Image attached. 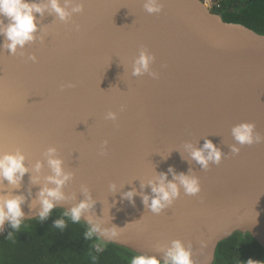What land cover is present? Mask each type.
I'll list each match as a JSON object with an SVG mask.
<instances>
[{"label":"water","instance_id":"obj_1","mask_svg":"<svg viewBox=\"0 0 264 264\" xmlns=\"http://www.w3.org/2000/svg\"><path fill=\"white\" fill-rule=\"evenodd\" d=\"M68 3L66 20L47 9L33 13L34 39L15 53L0 34V152L20 151L28 168L19 187L0 183V196H23L22 221L39 218L38 193L55 187L46 179L54 148L71 176L52 210L68 213L88 201L79 221L98 248L111 244L163 264L179 240L193 264H212L218 244L239 233L264 250V139L254 151L236 145V155L231 135L249 122L264 138V34L224 22L202 0H159L157 14L144 10V0ZM75 4L82 11L72 12ZM141 49L155 59L137 76L132 64ZM109 111L114 120L105 119ZM205 140L222 153L206 168L186 148ZM181 173L195 176L200 192L180 188L153 213L143 202L154 195L148 182Z\"/></svg>","mask_w":264,"mask_h":264},{"label":"clouds","instance_id":"obj_2","mask_svg":"<svg viewBox=\"0 0 264 264\" xmlns=\"http://www.w3.org/2000/svg\"><path fill=\"white\" fill-rule=\"evenodd\" d=\"M69 7L68 0L64 6H61L59 0H48L47 3L28 2V0H0V16L7 18L8 23L5 25L0 22V34L5 37V44L9 52L15 53L17 46H23L26 42L34 39L33 33L37 30L35 17L33 13H40L47 9L54 12L60 20H66L70 15L67 10ZM144 10L149 14H157L162 10V5L159 0H144ZM72 12L82 11L80 4H75L71 8ZM33 61L34 57H30ZM155 57L145 49H141L139 54L133 61L132 74L141 75L149 72L150 65ZM155 77V73H150ZM105 119L114 120L115 114L109 111ZM255 125L249 122H242L234 125L231 128V135L236 142L232 146L233 154H238L240 148L236 145H252L262 142L259 134L254 132ZM186 148L190 152L193 160L206 168L209 164H219L221 162L222 153L214 146V144L205 140L201 148H193L192 145H187ZM55 149L47 150V163L52 171V175L46 179L50 184L55 185L53 188L43 187L38 193V200L41 205L39 218L41 220L47 218L51 210L55 207V201L64 199L61 187L70 179L71 174L64 172L62 161L55 158ZM25 157L20 151L15 153L0 152V183L7 181L12 187H19V182L28 171L24 164ZM41 164H35V170L39 171ZM171 172L172 169L170 168ZM33 183L37 182V177H33ZM166 174H161L158 177V183L149 181V186L154 194L149 203V197L143 196V202L148 206L153 213H160L161 210L170 205L179 195L180 188H183L185 195L195 196L200 192V182L192 175L181 173L173 175V180L165 183ZM178 182V183H177ZM143 186V185H142ZM86 191V189H85ZM135 195L134 191H128L124 194L126 198L131 200ZM24 202V197L21 195L11 196L8 194L0 196V226H3L5 221H8L13 229H19L24 213L21 210V204ZM90 207L88 201H82L77 206L73 207L66 215H70L74 223H78L83 210ZM55 227H65L63 220H56ZM113 234L115 232L113 231ZM130 264H161V260L155 256H146L137 254L132 256ZM163 264H193L191 253L184 247L181 241L173 240L171 246L167 248L163 258ZM248 264H253L249 261Z\"/></svg>","mask_w":264,"mask_h":264},{"label":"trees","instance_id":"obj_3","mask_svg":"<svg viewBox=\"0 0 264 264\" xmlns=\"http://www.w3.org/2000/svg\"><path fill=\"white\" fill-rule=\"evenodd\" d=\"M222 20L264 34V0H220ZM63 220L65 227L54 226ZM92 230L60 209L47 218L8 224L0 233V264H130L136 255L115 245L96 246ZM264 264V250L249 234L234 233L218 244L212 264ZM162 264V263H161Z\"/></svg>","mask_w":264,"mask_h":264},{"label":"built area","instance_id":"obj_4","mask_svg":"<svg viewBox=\"0 0 264 264\" xmlns=\"http://www.w3.org/2000/svg\"><path fill=\"white\" fill-rule=\"evenodd\" d=\"M202 1L204 2V4L206 3L208 5V8L210 10H215L216 11V10L220 9V4L216 0H202ZM211 6H215V9L212 8Z\"/></svg>","mask_w":264,"mask_h":264},{"label":"bare ground","instance_id":"obj_5","mask_svg":"<svg viewBox=\"0 0 264 264\" xmlns=\"http://www.w3.org/2000/svg\"><path fill=\"white\" fill-rule=\"evenodd\" d=\"M205 6L208 7V5H207L206 3H205ZM209 10H210V9H209ZM255 145H256V144H252V145H251V148H252L253 151H254V148H255L254 146H255ZM199 166H201V165H199ZM207 167H208V166H207ZM193 168H196V167H193ZM60 210H61V209H60Z\"/></svg>","mask_w":264,"mask_h":264},{"label":"rangeland","instance_id":"obj_6","mask_svg":"<svg viewBox=\"0 0 264 264\" xmlns=\"http://www.w3.org/2000/svg\"><path fill=\"white\" fill-rule=\"evenodd\" d=\"M216 1H218V2H219L220 0H216ZM211 7L215 9V6H211ZM218 10H219V9H218ZM218 10H216V11H218Z\"/></svg>","mask_w":264,"mask_h":264}]
</instances>
